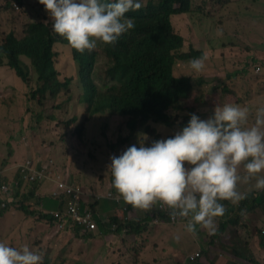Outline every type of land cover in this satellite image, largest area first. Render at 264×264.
<instances>
[{"label": "rangeland", "instance_id": "rangeland-1", "mask_svg": "<svg viewBox=\"0 0 264 264\" xmlns=\"http://www.w3.org/2000/svg\"><path fill=\"white\" fill-rule=\"evenodd\" d=\"M195 3L194 12L175 16L173 24L185 40L181 52H189L194 45L205 50V66L196 72L189 62L180 61L174 68V74L190 75L194 91L199 93L208 92L214 86L226 85L231 94L226 95L224 100L235 99V104L248 107L251 123L255 108L264 106V93L245 98L237 91L245 93L254 86L253 81L257 91L264 86V57L256 56V48L253 47L255 40L264 41V0H195ZM33 21L52 25L51 18L38 0H0V42L10 32L22 39L27 25ZM104 49L105 44L98 42L91 50L95 54L90 70L91 80L100 90H105V72L109 65ZM54 50L61 79H72L71 93H62L57 99L48 97L42 102L32 99L38 81L29 59L22 57L30 72L29 82L26 83L7 65L0 66V183L13 178L17 166L27 160L37 164L38 168H41L40 159L46 162L52 160L60 175L85 188L88 202L97 210L98 207L104 208L106 202L111 215L116 210L115 213L118 212L127 221H140L146 213L127 208L122 201L117 207L114 200L103 198L104 202L96 201V195L117 192L112 186L111 171L107 168L110 157L119 155L131 144H138L139 140H143V134H146L143 142L147 145L152 140L172 135L180 127L168 128L156 124L150 132L142 128L125 145L112 148L119 137L129 135L126 127L128 118L109 111L89 116L84 102L83 82L71 47L57 43ZM218 65H224L229 73L233 71L230 73L233 77L246 69L251 79L245 78L246 73L232 80L226 73L225 79L219 81L222 69L217 68ZM255 66H260L261 71L257 67L253 72ZM198 77L203 80L201 83L197 81ZM69 97L71 100L66 102ZM213 109L202 107L195 114L205 119L212 115ZM169 112L171 115L180 113L178 121L191 115L189 111L181 113L175 109ZM73 118L77 122L70 126ZM77 124L84 126L83 154L70 144ZM52 186L49 182L35 184L34 190L29 189V193L9 196L8 200H14L6 210L0 207V242L17 248L27 244L43 256L42 264H103L102 256L105 260L108 258L106 264H183L189 253L195 251L201 252L207 264L233 263L234 249L264 264V205L254 204L255 197L258 200V193L262 196L264 190H249L248 185L241 186V191L258 192L255 193L258 196L253 194L255 197H249L242 212L240 208L245 205L246 198L239 201V213L234 210L230 215L233 226L227 227V224L226 231L218 237L209 235L205 228L193 234L186 231L185 225L165 223L142 225L145 227L137 234L128 232L113 236L114 232L101 228L104 232L100 231L99 236L104 244H100L86 239H95L93 234L73 236L72 233H58L50 220L42 219V214H47L48 210L55 211L58 207L59 200L50 195ZM44 192L45 195L41 196ZM23 206L33 215L24 213ZM103 215L107 217L106 213ZM216 219L221 228L224 217ZM236 259L242 264L249 263L245 259Z\"/></svg>", "mask_w": 264, "mask_h": 264}, {"label": "clouds", "instance_id": "clouds-1", "mask_svg": "<svg viewBox=\"0 0 264 264\" xmlns=\"http://www.w3.org/2000/svg\"><path fill=\"white\" fill-rule=\"evenodd\" d=\"M145 2L146 0H38L52 20V30L62 36L71 48L80 52L93 50L98 42L114 44L122 34L135 27L134 19L125 14L139 10L145 6ZM174 18L175 16L173 21ZM189 63L192 70L200 72L205 66V58H193ZM250 114V109L246 106L235 103L216 104L212 115L205 119L195 112L191 113L187 123L172 135L152 140L146 145L143 142L146 134H143V140H139L138 144L129 145L119 155H112L107 166L111 171L112 186L131 205L130 209L148 214L146 220L144 216L140 221L134 222L142 225L165 224L152 223L150 208H157L159 203L162 207L166 206L172 219L185 218L187 232L194 234L199 225L209 235L215 236L220 228L216 218L224 214L226 222L232 214H225L226 207L222 201L238 204L245 199L247 192L240 190L242 185H248L249 190H264V106L255 108L251 123ZM49 162L54 166L51 172L47 169L51 178L31 183L34 187L35 184L41 185L48 180L55 181L59 178L62 181V178H66L57 172L54 161ZM33 164L38 168L37 164ZM19 166L16 170H19ZM41 167L47 168L45 165ZM16 170L13 178L9 177L8 182L0 183V189L3 184L11 185L9 193L0 192V207L3 210L14 200H8L9 196L29 193L26 188L28 181H20L18 187L13 185L20 178ZM76 185L83 189L81 185ZM109 193L113 196L115 194L108 192L102 196L109 198ZM50 195L53 197L52 193ZM258 195L261 196L259 193ZM102 196H97L96 201H103ZM251 196L253 193L247 195V198ZM57 200L60 202L58 208L62 207L64 204L60 199ZM3 202H7L6 207L1 206ZM64 202H68V197ZM87 204L92 206L89 202ZM92 211L99 215L96 217L99 230L95 233L78 234H99L101 228L119 233V223L113 221L114 217H120V233L125 235L129 232L127 225L133 221H127L118 212H114L112 218H106L96 207ZM114 223L117 224L116 230L111 229ZM53 226L56 228L54 224ZM42 260L43 256L30 249L27 244L17 248L0 242V264H42Z\"/></svg>", "mask_w": 264, "mask_h": 264}, {"label": "trees", "instance_id": "trees-1", "mask_svg": "<svg viewBox=\"0 0 264 264\" xmlns=\"http://www.w3.org/2000/svg\"><path fill=\"white\" fill-rule=\"evenodd\" d=\"M191 4L192 0H150L139 10L126 13V16L134 19L135 27L122 34L114 44H105L104 51L109 60L105 72L106 83L103 86L105 90H100L91 80L90 70L95 59L94 52L91 50L80 52L71 48L73 60L78 66L79 77L83 82L84 102L87 104L89 116L93 117L109 111L128 118L126 127L129 135L119 137L118 141L112 144V148L125 145L142 128L147 132H150L156 124L168 128H173L178 124L181 128L190 116L178 121L177 113L170 114L169 111L172 109L194 113L201 105L207 107L222 105L224 97L231 94L226 85L214 86L212 90L204 93L195 92L190 75L176 76L174 74V68L180 61L190 62L191 59L197 57L206 59L203 51L192 47L189 52H181L185 40L173 24L174 16L193 12ZM57 43L69 46L62 36L52 30L50 24L37 21L27 25L25 36L22 39L17 38L14 32H10L0 42V66L7 65L25 83L29 82L30 72L22 57L31 61L38 81L31 97L39 102L48 97L57 99L62 93H71L72 79H61L56 67L57 52L54 50V45ZM263 44V41H259V45L255 48L264 50ZM257 67L253 68V72ZM246 73L248 70L243 69L235 75L242 77L238 75ZM245 78L251 79L249 73ZM253 83L254 86L248 88L243 94L245 98H252L263 92L264 86L257 91L256 84L254 81ZM70 100L69 97L66 102ZM234 100H228V102L232 103ZM76 122L77 119L73 118L69 125L76 124ZM75 130V136H71L70 143L74 145L73 149L83 154L84 126L77 124ZM80 199L85 210L92 211L95 208L94 205L88 206L83 195ZM249 200L248 197L244 201L245 205H242L240 212L244 210ZM254 201L256 206L264 205V195L258 200L255 197ZM23 209L26 214L33 215V212L26 207L23 206ZM46 213L42 214V219L52 222V214ZM147 215L145 217L148 218ZM119 218L114 217L113 221L119 223L117 232L120 233L122 224ZM230 222L226 219L225 224L223 223L222 227L218 228L215 237L222 234L227 223ZM139 226L140 224L134 221L127 225L129 232L135 234L144 228L142 225V227ZM197 226L196 230L201 227L197 228ZM78 233L77 231L76 234ZM232 253L240 259L247 260L248 264L261 263L238 250L234 249ZM238 263L242 264L240 261Z\"/></svg>", "mask_w": 264, "mask_h": 264}, {"label": "built area", "instance_id": "built-area-1", "mask_svg": "<svg viewBox=\"0 0 264 264\" xmlns=\"http://www.w3.org/2000/svg\"><path fill=\"white\" fill-rule=\"evenodd\" d=\"M260 70V68H258ZM34 164L32 161L27 160L24 164L19 166V180L14 181L13 185L18 187L20 185V181H28L29 183H38L44 180L50 179L51 176L47 172V168L41 167L40 169L34 168ZM58 184V188L53 190L52 195L55 199H60V201L64 204L62 207L56 209L55 211H51L53 216L52 223L55 225L58 231H67L68 233H76L77 231L80 233H95L99 230V223L97 220V215L93 211L85 210L80 202L81 195H83L84 191L80 186L65 184L62 181L55 180ZM62 188V192L58 191L59 188ZM11 191V185L3 184L0 192L3 194H7ZM109 198L115 199V201L119 202L122 197L121 196H113L112 193H109ZM65 203L64 201L67 200ZM123 200V199H122ZM7 202L2 203V207H6ZM127 208H130V204L125 203ZM166 206H161L157 203L156 207H151V215L153 224H162V223H172V224H181L185 225V218L177 217L172 219L168 212ZM99 216V215H98ZM171 221V222H170ZM117 224L114 223L111 225L112 230H116ZM183 264H207L204 261V258L199 251L192 252L188 255V258L185 259Z\"/></svg>", "mask_w": 264, "mask_h": 264}, {"label": "crops", "instance_id": "crops-1", "mask_svg": "<svg viewBox=\"0 0 264 264\" xmlns=\"http://www.w3.org/2000/svg\"><path fill=\"white\" fill-rule=\"evenodd\" d=\"M195 7H196V3H195V0H192V4H191V9H192V11L194 12L195 11ZM182 15H185V14H182ZM182 15H177V16H182ZM263 43H264V41H263ZM257 45H259V41H257V40H255L254 42H253V47H255V46H257ZM264 45V44H263ZM194 49H197V50H201V51H203V53H204V55H205V57H207V54H206V52H205V50H202V49H199L196 45H194V47H193ZM255 55L256 56H258V57H264V50H260V49H258V48H256V53H255ZM206 60V59H205ZM257 67V66H256ZM260 66H258V68H259ZM217 68H220V69H222V71H219L220 72V75H219V77H218V80L219 81H223L224 79H225V77H226V73H229L228 71H227V68L224 66V65H218L217 66ZM260 71H261V67H260ZM259 71V72H260ZM233 71H231L230 73H232ZM229 73V77L232 79V80H234V79H237V77H233L231 74ZM261 73V72H260ZM197 81L198 82H200L201 83V80H200V77H198L197 78ZM197 91H200V90H197ZM231 92V91H230ZM238 93H240L241 95H243L244 94V92H242V91H237ZM264 93V90H263V92L262 93H260V94H263ZM254 97V96H253ZM234 101H237V100H234ZM224 103H229L228 101H225V100H223V102H222V105L224 104ZM233 103V102H232ZM202 107H207V106H200L198 109H197V111L200 109V108H202ZM71 144V143H70ZM39 162L41 163V166L42 165H45V166H47V169H48V171L49 172H51L53 169H54V166L51 164V162H46V161H43L42 159H40L39 160ZM57 167V166H56ZM58 168V167H57ZM16 172L18 173V175H19V170H16ZM62 180V182H64L65 184H70V185H76L75 183H73V182H71L70 181V179L69 178H62L61 179ZM46 182H49V183H52L53 184V186H52V188H53V190H55V189H57L58 188V184L55 182V181H52V180H48V181H45L44 183H46ZM43 184V183H42ZM26 188H27V190L30 192V190L29 189H31V190H34V186L31 184V183H28L27 185H26ZM52 190V191H53ZM58 191H60V192H62V188L60 187L59 189H58ZM253 192V191H252ZM252 192H248L247 193V195H250V194H252ZM40 194V193H39ZM116 195H114V196H121L118 192H116L115 193ZM41 196H44L45 195V192L44 193H41L40 194ZM103 195H105V194H103ZM247 195H246V198H247ZM83 196H84V198L87 200V198H86V190H85V188H84V193H83ZM100 196H102V195H100ZM96 197H97V195H96ZM102 199L103 198H107V196H102L101 197ZM107 199H109V198H107ZM123 202L124 204L126 203L124 200H120L119 202H117V201H115V203H116V207L118 206V203H120V202ZM87 202H88V200H87ZM102 202H104V201H102ZM101 202V203H102ZM222 203H224L225 204V207H226V211H225V214H228V213H233L232 211L233 210H236V213L238 214V212H239V208H238V210H237V204H232L230 201H227V200H225V201H222ZM105 207L104 208H102V207H98V210L100 211V214L102 213H106L107 214V217L106 218H112V216L113 215H111V212H110V209H109V204H107L106 202H105ZM60 206V202L58 203V207ZM57 207V208H58ZM115 207V208H116ZM57 208H55V209H57ZM136 210V209H135ZM23 211V210H22ZM51 210H48L47 212H50ZM116 210H114V212H115ZM24 213H26L25 211H23ZM235 214V213H234ZM223 216H224V214H223ZM223 216H220V217H223ZM223 221H224V219H222ZM224 224H225V222H224ZM142 224H140V226L139 227H142L141 226ZM229 225H231V223H228V225H227V227L229 226ZM231 226H233V225H231ZM54 227V226H53ZM143 227H145V226H143ZM227 227H226V229H227ZM234 227L235 228H238V227H236L235 225H234ZM55 229V231L56 232H58V233H67L68 234V232L67 231H58L56 228H54ZM198 230H201V228L200 229H198ZM226 231V230H225ZM224 231V232H225ZM101 232L103 233L104 231H102L101 230ZM223 232V233H224ZM70 234V233H69ZM100 234V233H99ZM99 234H97V235H93L94 237H95V239H89V238H86V239H88V240H90V241H93V242H99L100 244H104V241L101 239V237L99 236ZM116 234H119V233H112V236L113 235H116ZM71 235H73V236H75V235H80V234H71ZM91 236V235H90ZM252 251V254H253V250H251ZM105 256H102V261H104V263L103 264H106V261H109L108 260V258L105 260V258H104ZM232 258L234 259L233 261V263H224V262H219V264H240V263H238L239 262V260H237L236 259V257L235 256H232ZM242 261V260H241ZM135 264H140V263H135Z\"/></svg>", "mask_w": 264, "mask_h": 264}]
</instances>
